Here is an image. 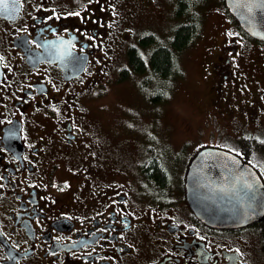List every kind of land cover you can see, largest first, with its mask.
Masks as SVG:
<instances>
[{"label": "flooded vegetation", "instance_id": "1", "mask_svg": "<svg viewBox=\"0 0 264 264\" xmlns=\"http://www.w3.org/2000/svg\"><path fill=\"white\" fill-rule=\"evenodd\" d=\"M179 1L0 0V264H264V216L215 227L186 199L189 165L206 148L235 156L264 184V42L221 0L198 65L203 119L218 139L179 163L183 144L143 137L122 154L131 164L100 107L91 109L104 87L126 80L127 54H148L144 37L158 42L148 24L168 15L172 31L185 20ZM162 95L144 98L154 106Z\"/></svg>", "mask_w": 264, "mask_h": 264}, {"label": "rangeland", "instance_id": "2", "mask_svg": "<svg viewBox=\"0 0 264 264\" xmlns=\"http://www.w3.org/2000/svg\"><path fill=\"white\" fill-rule=\"evenodd\" d=\"M193 1L200 7L192 12L201 13L205 18L195 44L179 56V77L171 79L165 87L166 99L158 105H150L144 98L150 91L139 85L143 77L131 73L125 81L104 87L103 96L91 104L92 110L100 107L99 114L104 125L115 130L117 151L124 157L123 160L131 164L133 157L122 154L139 150L143 137L153 142L170 144L171 147L183 144L184 151L178 156L179 163H183L198 143L215 140L220 131L212 120L203 119L205 85L201 81L198 65L202 56L206 55L202 37H207L220 27L218 14L224 12L223 6L220 0ZM174 23L171 16L167 15L163 23L154 21L148 24L147 30L155 36L159 35L157 43L161 44L169 38ZM155 88L154 91L165 90L160 85Z\"/></svg>", "mask_w": 264, "mask_h": 264}, {"label": "water", "instance_id": "3", "mask_svg": "<svg viewBox=\"0 0 264 264\" xmlns=\"http://www.w3.org/2000/svg\"><path fill=\"white\" fill-rule=\"evenodd\" d=\"M228 12L253 39L264 42V0H223ZM186 199L194 214L215 227H238L264 216V184L235 156L203 149L189 165Z\"/></svg>", "mask_w": 264, "mask_h": 264}, {"label": "trees", "instance_id": "4", "mask_svg": "<svg viewBox=\"0 0 264 264\" xmlns=\"http://www.w3.org/2000/svg\"><path fill=\"white\" fill-rule=\"evenodd\" d=\"M199 7L198 3L193 0H180L177 5L176 14L185 20L170 32L169 38L164 43H156L152 35L144 37L140 46L148 48L147 59L143 55L141 56L137 48L132 49L127 54L129 69L124 71L121 80L127 79L129 73L143 77L139 85L141 88H147L151 92L159 85L165 89L171 79L178 78L180 72L179 67H177L179 65V56L190 45L195 44L201 32V25L205 17L201 13L192 12L193 9H198ZM215 29L217 30V28ZM148 73L151 74L150 77L147 76ZM159 92L163 93L162 99L160 98L159 102H163L167 97V90H160ZM157 99L159 98L155 97L153 101L155 100L156 102ZM146 100L150 103L148 97ZM153 177L160 184L164 181V178L160 174Z\"/></svg>", "mask_w": 264, "mask_h": 264}]
</instances>
